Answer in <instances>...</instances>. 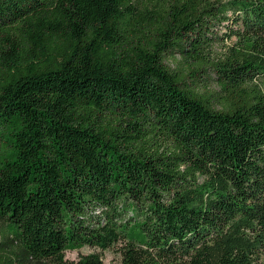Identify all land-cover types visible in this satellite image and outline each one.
Segmentation results:
<instances>
[{
	"label": "trees",
	"instance_id": "1",
	"mask_svg": "<svg viewBox=\"0 0 264 264\" xmlns=\"http://www.w3.org/2000/svg\"><path fill=\"white\" fill-rule=\"evenodd\" d=\"M84 248L264 264V0H0V255Z\"/></svg>",
	"mask_w": 264,
	"mask_h": 264
},
{
	"label": "rangeland",
	"instance_id": "2",
	"mask_svg": "<svg viewBox=\"0 0 264 264\" xmlns=\"http://www.w3.org/2000/svg\"><path fill=\"white\" fill-rule=\"evenodd\" d=\"M231 43L232 41H226L225 44L229 45ZM94 253H98L101 255L104 261V264H115L119 260V256L114 250H107V251L102 252V251L91 249V248H84L76 252H67L66 259L69 261H78L81 256L94 254ZM6 257L7 256L0 255V264H7ZM15 264H18V262H16ZM32 264H39V263L34 262Z\"/></svg>",
	"mask_w": 264,
	"mask_h": 264
}]
</instances>
